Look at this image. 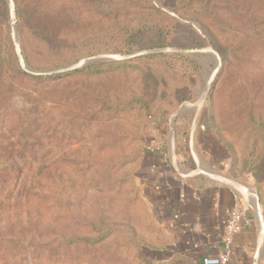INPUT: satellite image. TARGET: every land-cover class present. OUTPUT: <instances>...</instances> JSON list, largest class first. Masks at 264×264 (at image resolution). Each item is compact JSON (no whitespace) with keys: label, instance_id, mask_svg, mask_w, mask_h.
<instances>
[{"label":"rangeland","instance_id":"obj_1","mask_svg":"<svg viewBox=\"0 0 264 264\" xmlns=\"http://www.w3.org/2000/svg\"><path fill=\"white\" fill-rule=\"evenodd\" d=\"M158 12L208 31L206 47H177L176 32L158 47ZM135 44L148 48L122 52ZM56 52L72 61L52 67ZM103 62L126 64L82 71ZM199 124L226 152L220 175L263 213L264 0H0V154L23 172L18 197L0 194V264H156L163 237L136 175L161 147L196 171Z\"/></svg>","mask_w":264,"mask_h":264},{"label":"crops","instance_id":"obj_2","mask_svg":"<svg viewBox=\"0 0 264 264\" xmlns=\"http://www.w3.org/2000/svg\"><path fill=\"white\" fill-rule=\"evenodd\" d=\"M162 126L158 125V130ZM210 132L199 124L193 149L197 150L196 157L202 159L198 160L196 171L191 170L193 167L186 170L185 151L179 152L182 164L171 163L165 147L143 159V192L155 220L169 238L165 250L155 258L168 261L179 257L188 264H204L217 258L222 252L227 218L236 211L242 218L226 264H264V214L260 209L257 212L256 200L246 188L243 187L248 194H242L220 183L227 156ZM190 140L193 142V137ZM179 154L175 152L176 157Z\"/></svg>","mask_w":264,"mask_h":264},{"label":"trees","instance_id":"obj_3","mask_svg":"<svg viewBox=\"0 0 264 264\" xmlns=\"http://www.w3.org/2000/svg\"><path fill=\"white\" fill-rule=\"evenodd\" d=\"M156 22L154 23L155 24V28L153 30V33L156 34L157 36H160V38H162V42L161 44L158 46V47H172L173 45H171L169 43L168 40H171V36L174 34V32L176 33H181V35H183L185 33V36H181V38L183 37V40L181 41V43L183 44H180L178 45L177 47H181V48H187V49H202L204 47H206V39L208 37L207 33L208 31L206 30H202V34L205 36L204 38H202L200 35H198L197 33L194 32L193 29H191L190 27H185V32H182L178 29V25L171 19V18H168V17H165L161 12H158V14H156ZM173 24V28H172V25ZM128 39H131L133 37H136V35H134V33L128 35ZM211 37H209L208 39L210 40L209 43H210V46L219 54V57L221 58L222 62H225L226 60V56H225V51H222L221 49H218L216 46H215V43L213 41H211L210 39ZM44 46H46V48H50L51 47V43L47 42L44 40ZM58 48L61 49L62 52H67L68 50H70V46L67 44V43H64V44H60L58 46ZM146 48L148 47H142L138 44H135L133 48H131L130 50L128 51H122V52H128L126 54H129L130 52H133V51H141V50H146ZM60 52H56V54L54 55V61H55V65H53L52 67H57V66H63L64 64H67L69 63L70 61H72V58L70 57V53H66L64 55H59ZM158 57V56H156ZM163 57H166V58H175V59H180V60H184L185 58L183 56H180V55H169V56H163ZM126 62H120V63H107V62H103V63H98V64H92V65H88L87 67L83 68L82 71H91V72H94V73H99L101 72V68L102 70L103 69H108V68H114V67H117L119 68L120 66L122 65H125ZM166 66H169V69L170 71L172 72L171 70V65L170 63H164ZM11 68L13 70L16 71V67H14V65L11 63L10 64ZM18 71L20 72V70L18 69ZM164 82H165V85H164V89H168L169 88V85L167 83V81L164 79ZM142 100H143V97H142ZM157 106L160 105V104H166L169 106V111H171L175 106V98L171 97L170 95H165L164 98L160 99V102L157 101ZM157 114H159L161 117H166V116H169L168 115V110H162L160 112H158ZM178 152H181L183 153V150L181 148H178L177 149ZM146 154H149V152H146ZM8 158H4L3 155L0 154V183H3V187L0 186V194H4V198L7 199L9 197V199L11 198H15V197H18L19 195V186H17L16 182H18L20 180V176H22L23 172L18 169V166H12V169H8L7 167H10L8 163ZM137 176V180H139V185L142 186L143 188V184L141 182V179H140V176L136 175ZM7 184H4L6 183ZM13 184L11 186V188H13V190H10V184ZM143 193V200L145 201L146 203V206L148 208V214L149 216L151 217V220L153 222V224L156 226L157 228V231L158 233L160 234L161 237H163V241L165 242H160V241H157L156 244H158V246H162V248L165 246V248L167 247L168 243H169V238H168V235L166 232L163 231V229L159 226L158 222L155 220V217L152 213V208H151V205L150 203L148 202V200L146 199L145 195H144V192ZM7 194V196L5 195ZM6 196V197H5ZM8 199V200H9ZM264 214V212H263ZM159 249L157 251H155V255L157 254H160L162 253L161 251H164L165 249ZM169 261V264H177L178 261H181L183 262L184 264H186V261L185 259H182V258H179V257H174ZM168 261H160L158 259L155 258V260H153L154 263L158 264L160 262L162 263H165V262H168ZM188 264V263H187Z\"/></svg>","mask_w":264,"mask_h":264},{"label":"built area","instance_id":"obj_4","mask_svg":"<svg viewBox=\"0 0 264 264\" xmlns=\"http://www.w3.org/2000/svg\"><path fill=\"white\" fill-rule=\"evenodd\" d=\"M241 218H242V214L236 211L228 216L224 226L222 252L218 255L217 258L206 260L204 264H226L228 262V259L231 254L230 249L233 242V237L241 221Z\"/></svg>","mask_w":264,"mask_h":264},{"label":"water","instance_id":"obj_5","mask_svg":"<svg viewBox=\"0 0 264 264\" xmlns=\"http://www.w3.org/2000/svg\"><path fill=\"white\" fill-rule=\"evenodd\" d=\"M215 58H216V56H215ZM110 59H111L110 57H106V56H104V57H97V58H94V59L88 60L87 63L90 62V61H94V60H110ZM209 88H210V82L208 83V85H207L206 88L204 89L203 94H202V96H201V98H200V102H199L200 106L204 103L205 98H206V96H207V94H208ZM179 111H180V110H179ZM174 117H175V115H174ZM174 117H173V118H174ZM219 181H220V183H222L223 185H226L227 187H230V188H232V189H234V190H236V191H238V192H240V193H242V194H246V193H247V191H245L243 188H241L240 186L234 184L233 182H231V181H229V180H227V179H225V178H223V177H221V178L219 179ZM247 194H248V193H247ZM256 209H257V212H258V211H259V204L257 203V201H256ZM258 213H259V212H258ZM260 218H261V215H260Z\"/></svg>","mask_w":264,"mask_h":264}]
</instances>
